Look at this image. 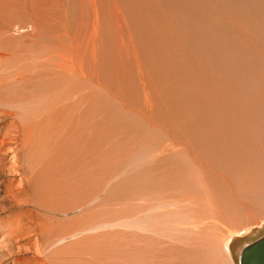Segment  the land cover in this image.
Masks as SVG:
<instances>
[{
	"label": "rangeland",
	"instance_id": "374dc122",
	"mask_svg": "<svg viewBox=\"0 0 264 264\" xmlns=\"http://www.w3.org/2000/svg\"><path fill=\"white\" fill-rule=\"evenodd\" d=\"M211 6L0 0V264H238L264 235V29L226 64Z\"/></svg>",
	"mask_w": 264,
	"mask_h": 264
},
{
	"label": "bare ground",
	"instance_id": "6f19581e",
	"mask_svg": "<svg viewBox=\"0 0 264 264\" xmlns=\"http://www.w3.org/2000/svg\"><path fill=\"white\" fill-rule=\"evenodd\" d=\"M183 1V0H182ZM188 2H190V3H192L193 5H195V4H200V5H202L204 8L206 7V9H208V5L210 6L211 4H212V6H211V10L212 9H214V10H216L217 12L216 13H219L222 9H223V11H222V13L220 14V15H218L217 16V14L215 13V12H212L211 14H213L214 15V17H212V18H210V19H212L211 20V23H212V27L210 26V24L209 23H206V22H204V26H208L209 28H210V32L209 33H207L208 35L210 34L211 36L213 35V34H215L216 35V37H218V39H216L215 38V44H216V46H214V45H212L211 44V47H212V49L211 50H209V51H206V47L207 46H204L203 45V47H205V48H202V52H206V54L207 55H214V54H217L218 56H216V57H222V56H224L225 58H226V60H224V61H226V64H231L230 63V61H233V62H235V63H237V62H240V61H247V62H243V64H242V66L244 67V68H246V66L247 65H249V66H251L252 64H254V63H256V61L255 62H253L254 60H253V58L251 57V55L250 54H247L244 50H240V52H239V54H236L235 52L234 53H232L231 55H229V56H225L223 53H222V51L217 47L219 44H221L222 46H224L225 45V43L226 42H232L233 41V35H232V32H234L235 31V27L236 26H234V25H236V23H239V21H244V22H246V25L248 26V27H251V29H253L257 34H259V33H262V30L264 29V0H187ZM182 3V2H181ZM185 3V2H184ZM180 7H182V5L180 6ZM184 7H186V6H184ZM202 7V8H203ZM203 8V9H204ZM202 10V9H201ZM186 12L188 13V14H191L192 12H190V10L189 9H187L186 10ZM234 12H237V13H239V14H236V13H234ZM226 13H228L230 16H232V17H234L233 19H232V21H229L227 18H226V20H224L223 18L224 17H226ZM209 16V15H208ZM202 20V19H201ZM203 21V20H202ZM221 21V23H222V25L219 23ZM227 21H229L228 23H227ZM246 27V26H245ZM255 28H257V30L255 29ZM227 29H228V31H227ZM250 30V29H249ZM250 34H251V32H250ZM250 34L249 35H247V39H249V37H250ZM238 36H240V35H242L241 33H238L237 34ZM206 37V36H205ZM263 37H264V33H263ZM239 40V39H238ZM238 46V45H237ZM200 47H201V45H200ZM219 47H220V45H219ZM207 48H209V46L207 47ZM203 49L205 50V51H203ZM222 49H223V47H222ZM226 49H228V53H231V48H229L228 46H226ZM200 50V49H199ZM201 51V50H200ZM264 51V50H263ZM249 53H251V52H249ZM263 61H264V59H263ZM58 64V63H57ZM69 68V67H68ZM70 69H71V67H70ZM69 69V70H70ZM240 69V68H239ZM68 70V71H69ZM246 70V69H245ZM256 70H257V68H256ZM14 71V70H13ZM74 71V70H73ZM76 71V70H75ZM241 71H244V69L242 70V68H241ZM251 71V70H250ZM253 71V70H252ZM247 72V71H246ZM249 72V71H248ZM257 72V71H256ZM255 73V72H254ZM255 76V75H254ZM253 76V77H254ZM255 78H257V77H255ZM252 79V78H251ZM260 79V78H259ZM258 79V80H259ZM257 80V82L256 83H258L259 81ZM263 80V79H262ZM251 80H249V82H250ZM254 81H256V80H254ZM251 82H253V80L251 81ZM263 109V108H262ZM259 110V109H258ZM255 115V114H254ZM256 122V121H255ZM256 124V123H255ZM30 125V124H29ZM11 127H12V125L10 126V125H8L7 127H6V130H5V132H4V140L2 141L3 143L2 144H0L1 146L3 145H6V143L8 142V140H9V135H12L11 133L13 132V130L11 129ZM24 128V127H23ZM28 133V132H27ZM51 133V132H50ZM260 138V137H259ZM26 139V138H25ZM7 142H6V141ZM214 142V141H213ZM1 143V142H0ZM218 144V143H217ZM31 145V144H30ZM235 147H233V149H234ZM1 149V148H0ZM1 151V150H0ZM1 153V152H0ZM16 155V154H15ZM240 156V155H239ZM13 158V157H12ZM16 158H15V156H14V159L13 160H15ZM25 189V188H24ZM11 191H12V193H13V191H15V190H13L12 188L10 189ZM10 190H9V188L6 190V192L7 193H5V194H8V193H11L10 192ZM25 192V191H24ZM10 195H12V194H10ZM14 196H15V194H13ZM6 197L5 198H7V197H9V195H5ZM13 196V197H14ZM12 197V198H13ZM15 198V197H14ZM18 199V198H17ZM14 201V200H13ZM87 202V201H86ZM86 206H89V204H87ZM85 206V207H86ZM16 224H18V223H16ZM20 224V223H19ZM18 224V225H19ZM19 227V226H18ZM15 228V227H14ZM21 228V227H20ZM84 230H88L87 228H85ZM21 233V232H20ZM6 235V234H5ZM21 235V234H20ZM21 237V236H20ZM62 237V236H61ZM7 238H9V237H7ZM64 238L62 237V240H63ZM22 240V239H21ZM60 240V239H59ZM62 240H60V241H62ZM11 242H12V240H11ZM13 243V242H12ZM247 245V244H246ZM245 246V245H244ZM243 246V247H244ZM242 247V248H243ZM241 248V249H242ZM241 249H240V251H241ZM8 250V249H7ZM240 253V252H239Z\"/></svg>",
	"mask_w": 264,
	"mask_h": 264
},
{
	"label": "water",
	"instance_id": "95a60500",
	"mask_svg": "<svg viewBox=\"0 0 264 264\" xmlns=\"http://www.w3.org/2000/svg\"><path fill=\"white\" fill-rule=\"evenodd\" d=\"M238 264H264V235L241 249Z\"/></svg>",
	"mask_w": 264,
	"mask_h": 264
}]
</instances>
